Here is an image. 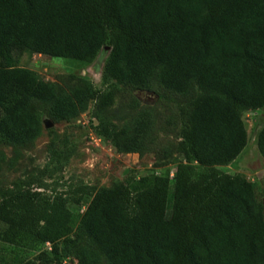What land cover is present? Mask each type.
Masks as SVG:
<instances>
[{
  "label": "trees",
  "instance_id": "1",
  "mask_svg": "<svg viewBox=\"0 0 264 264\" xmlns=\"http://www.w3.org/2000/svg\"><path fill=\"white\" fill-rule=\"evenodd\" d=\"M106 46L104 81L144 89L157 77L173 91L203 89L182 133L186 161L173 177L170 169L141 176L138 190L132 177L95 189L78 222L63 193L0 187V245L38 251L50 263L84 231L111 264H264L255 182L217 167L248 145L244 111L264 110V0H0L1 138L26 144L40 135L36 101L63 120L92 100L102 110L116 94L89 81L61 93L16 65L17 54L91 64ZM98 118L99 132L124 152L138 151L151 126L143 115L127 135ZM256 142L264 155V124ZM96 260L82 249V264Z\"/></svg>",
  "mask_w": 264,
  "mask_h": 264
},
{
  "label": "rangeland",
  "instance_id": "2",
  "mask_svg": "<svg viewBox=\"0 0 264 264\" xmlns=\"http://www.w3.org/2000/svg\"><path fill=\"white\" fill-rule=\"evenodd\" d=\"M109 49L106 46L91 64L30 50L17 54L16 65L34 70L61 93L71 92L89 81L102 91L114 86L116 94L114 102L102 110L92 100L78 116L63 120L52 115L49 104L36 101L35 106L42 116V130L37 138L26 144H14L0 135V187L19 184L51 195L63 193L77 215L76 222L95 189L113 187L132 177L133 189L138 190L141 176L165 169H170L173 177L177 164L186 161L181 141L189 112L204 94L196 83L184 93L167 89L157 77L151 87L144 89H135L114 79L104 81ZM143 115L149 116L151 126L140 139L138 151L124 152L99 132V116L109 126L114 124L130 135ZM243 118L249 133L247 147L235 161L217 167L254 181L258 198L264 203V155L256 142L264 124V110L244 111ZM80 197L81 202H77ZM50 246L47 244L45 248L50 250ZM0 247V264H82V249L97 255V260L89 264H111L84 231L60 259L50 263L40 260L38 251L17 246Z\"/></svg>",
  "mask_w": 264,
  "mask_h": 264
},
{
  "label": "water",
  "instance_id": "3",
  "mask_svg": "<svg viewBox=\"0 0 264 264\" xmlns=\"http://www.w3.org/2000/svg\"><path fill=\"white\" fill-rule=\"evenodd\" d=\"M107 48H110L109 46H107Z\"/></svg>",
  "mask_w": 264,
  "mask_h": 264
}]
</instances>
